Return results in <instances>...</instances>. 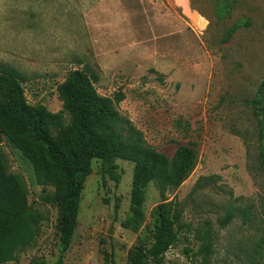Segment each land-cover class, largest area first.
<instances>
[{"label": "rangeland", "instance_id": "374dc122", "mask_svg": "<svg viewBox=\"0 0 264 264\" xmlns=\"http://www.w3.org/2000/svg\"><path fill=\"white\" fill-rule=\"evenodd\" d=\"M99 2L0 0V67L21 72L28 102L67 126L58 86L90 65L100 95H124L117 108L146 146L172 158L194 144L198 160L164 198L149 184L137 228L129 224L135 164L93 160L64 264H132L152 246L163 202L179 214V240L164 264H264V124L250 104L264 81V0H110L95 14ZM0 148L25 181L37 229L7 264H54V189L37 184L30 162L1 135Z\"/></svg>", "mask_w": 264, "mask_h": 264}, {"label": "trees", "instance_id": "16d2710c", "mask_svg": "<svg viewBox=\"0 0 264 264\" xmlns=\"http://www.w3.org/2000/svg\"><path fill=\"white\" fill-rule=\"evenodd\" d=\"M100 75L90 65L69 73L58 86L63 110L71 119L64 124L61 115L43 105H31L23 84L26 77L14 68L0 67V135L6 137L33 167L41 187L54 189L53 202L60 208L59 257L54 264H64L78 224L81 195L90 175L92 161L114 159L135 164L129 220L135 228L142 218V203L150 183L162 198L177 190L195 169L198 152L194 144L180 146L172 158L146 146L139 131L123 116L117 105L124 100L98 93L95 84ZM255 116L264 124V81L250 102ZM153 244L142 247L132 264H164L166 254L179 240V214L173 205L157 208ZM36 217L29 205L24 179L9 171L0 148V264L15 262L19 248L35 241ZM211 252L210 245L205 247Z\"/></svg>", "mask_w": 264, "mask_h": 264}, {"label": "crops", "instance_id": "0c3cea01", "mask_svg": "<svg viewBox=\"0 0 264 264\" xmlns=\"http://www.w3.org/2000/svg\"><path fill=\"white\" fill-rule=\"evenodd\" d=\"M109 2H110V0H101V2H99V3L97 4L96 8L94 9L95 11H93V12H94L95 14H98V13L100 12L101 8H103L104 6H106ZM142 4H143V1H142ZM145 9H146V7H145ZM146 12H147L148 15L150 16L151 11H147V9H146ZM116 47H117V46H116ZM95 50H96L95 52L99 53V54L97 55V57H98L99 59L103 58V55H101L102 53L100 54V51H102V48L99 47V45H95ZM109 54H113L112 56L115 57V56L117 55V51H112V53H109Z\"/></svg>", "mask_w": 264, "mask_h": 264}]
</instances>
